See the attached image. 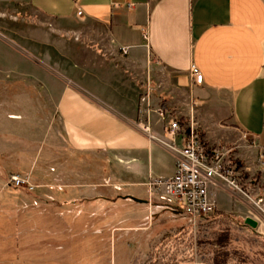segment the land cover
<instances>
[{"label": "crops", "instance_id": "crops-1", "mask_svg": "<svg viewBox=\"0 0 264 264\" xmlns=\"http://www.w3.org/2000/svg\"><path fill=\"white\" fill-rule=\"evenodd\" d=\"M0 14L9 16L0 21L3 123L36 125V159L26 174L38 198L56 207L135 198L161 220L163 198L145 183L174 174L172 145L182 141L168 138L157 114L151 136L138 125L147 124L139 108L150 80L153 108L192 117L206 147L231 149L246 173L258 175L249 191L212 186L214 215L245 208L264 215V0H0ZM26 14L40 19L12 31L23 25L10 18ZM44 44L51 50L44 53ZM44 152L49 162L39 163Z\"/></svg>", "mask_w": 264, "mask_h": 264}, {"label": "rangeland", "instance_id": "rangeland-1", "mask_svg": "<svg viewBox=\"0 0 264 264\" xmlns=\"http://www.w3.org/2000/svg\"><path fill=\"white\" fill-rule=\"evenodd\" d=\"M6 18L0 14V21ZM39 19L27 14L10 18L23 25L11 30L26 32L25 24L33 26ZM42 50L46 53L51 46L44 44ZM84 54L76 55L80 60ZM2 113L0 108V264H264V215L250 214L246 208L245 214L213 215L195 227L165 199L156 204L161 220L152 217L149 205L125 198L99 207H56L41 200L26 174L36 159L31 156L39 144L36 125L4 124ZM228 150L238 185L249 191L258 175L246 173L243 162ZM44 154L39 163L49 162ZM17 164L23 172H15ZM13 174L27 178L32 190L9 185Z\"/></svg>", "mask_w": 264, "mask_h": 264}, {"label": "built area", "instance_id": "built-area-1", "mask_svg": "<svg viewBox=\"0 0 264 264\" xmlns=\"http://www.w3.org/2000/svg\"><path fill=\"white\" fill-rule=\"evenodd\" d=\"M78 5L80 0H74ZM127 7L131 8L132 3L127 2ZM114 7H120L117 2ZM81 14V12H78ZM143 39L148 40L146 33ZM126 53V49L122 48ZM150 61H153L150 56ZM191 76L195 84H202L204 76L195 65H191ZM155 87L147 81L144 93L140 98L141 104L145 107L139 108V113L146 116L147 124L138 125L150 135L151 114H157L161 121L166 122L165 131L169 139H179L182 141L181 147L172 145L175 157L174 174L168 177L150 176L145 183L151 194H158L161 198L177 202L181 210L188 216L192 225L197 227L202 221L213 216L217 210L216 199L210 192V188L216 185H227L239 189L238 178L236 176V165L230 160V150L218 149L210 150L204 145L197 123L192 117L189 121L168 116L163 107L153 108L150 102ZM151 136V135H150ZM243 137L250 141V136L244 134ZM254 145V141H251ZM264 159V153L261 156ZM9 185L16 188H28L32 190L29 180L18 174L10 176Z\"/></svg>", "mask_w": 264, "mask_h": 264}, {"label": "water", "instance_id": "water-1", "mask_svg": "<svg viewBox=\"0 0 264 264\" xmlns=\"http://www.w3.org/2000/svg\"><path fill=\"white\" fill-rule=\"evenodd\" d=\"M133 200H135V201H137V202H141V200H138V199H135V198H132ZM248 223L250 224V225H253V223H252V221H248Z\"/></svg>", "mask_w": 264, "mask_h": 264}, {"label": "trees", "instance_id": "trees-1", "mask_svg": "<svg viewBox=\"0 0 264 264\" xmlns=\"http://www.w3.org/2000/svg\"><path fill=\"white\" fill-rule=\"evenodd\" d=\"M204 145H205V143H204ZM205 146H206V145H205ZM225 217L230 218V214H229V215H226ZM215 264H222V263H220V262H216Z\"/></svg>", "mask_w": 264, "mask_h": 264}]
</instances>
